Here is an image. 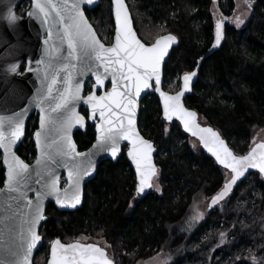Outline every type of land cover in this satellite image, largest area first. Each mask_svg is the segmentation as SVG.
Segmentation results:
<instances>
[{
    "label": "trees",
    "instance_id": "16d2710c",
    "mask_svg": "<svg viewBox=\"0 0 264 264\" xmlns=\"http://www.w3.org/2000/svg\"><path fill=\"white\" fill-rule=\"evenodd\" d=\"M134 28L145 44L173 34L178 41L163 69V90L180 89L181 77L198 67L184 104L198 112L201 121L219 130L236 155L252 147L257 131L264 129V0H250L251 15L244 27L230 23L235 0H125ZM215 7L221 16L215 20ZM86 15L100 33L112 40L111 0ZM222 25L218 47L216 25ZM30 121L17 153L30 163L35 157ZM138 127L156 148L159 192L139 198L135 174L126 158L127 146L113 162L105 160L84 187L83 203L73 212L46 208L41 224L43 242L35 262L44 264L50 242L70 243L78 236L104 240L115 264H136L159 252L171 255L169 264H264V179L250 172L236 182L222 205L187 233L182 225L192 205L219 194L226 171L203 150H194L178 123H166L151 92L141 101ZM80 151L94 140L91 129L77 132ZM0 152V187L4 169ZM221 233L225 241L220 243ZM255 261H252L251 259Z\"/></svg>",
    "mask_w": 264,
    "mask_h": 264
},
{
    "label": "snow or ice",
    "instance_id": "6c2138e0",
    "mask_svg": "<svg viewBox=\"0 0 264 264\" xmlns=\"http://www.w3.org/2000/svg\"><path fill=\"white\" fill-rule=\"evenodd\" d=\"M244 2L250 3V0H244ZM85 3L91 5L93 0H62L61 4L55 3L54 0H32L35 11L30 12L29 15L37 19L43 17L42 24L48 26V39L45 40V45L53 39V28L56 29L55 41L51 49H45L49 59L46 62L41 85L42 88H47V95L51 96L53 86L59 78V72H65V75L60 78L65 85L64 90L59 96V102L52 108L54 112L63 110L62 118L57 119L61 124V138L64 143L58 144L55 152L50 150L48 138L52 128L50 120L46 119L43 106L47 97L42 93L37 101L41 111L40 130L35 133L36 145L38 149H41V156L36 161L39 167L34 169L37 177L35 183L39 184L40 188L35 190L36 199L33 201L28 198L29 180L32 177L29 165L14 153H10L11 145L15 144L23 134L22 114L17 113L15 118H9L7 124H5V118L0 117V147L5 150L4 163L7 166L5 188L9 193H15L10 197L15 203L8 205V208L13 210V216L7 218L9 223L6 224L8 241H5L3 232H0V254H2L0 264H30V255L41 240L37 226L46 219L44 200L47 196H53L56 204L61 208H75L81 202L80 181L94 168L95 154L86 155L78 152L70 135L73 124L83 119L75 111V102L81 99V80L77 77H83L90 72L95 77L94 88H103L105 81L111 80L110 91L100 96L93 92L85 99L92 109L93 117L97 111L99 113L98 150L101 152L110 150L115 157L119 151L120 140L129 141L132 148L128 155L136 166L138 177L137 194L143 193L145 188L153 187L149 183L150 179L156 175V169L151 163L153 146L135 131L136 97L151 86L150 81L153 79L156 91L160 90L161 64L168 54L169 47L176 41V37L162 36L151 46H146L133 30L125 0H112L115 36L114 43L106 47L97 38V33L84 15L82 5ZM11 19L15 20V17L12 16ZM239 23L242 21L237 17V26ZM221 28L222 25L218 22L216 44H219L222 39ZM65 44L66 55L62 52ZM37 63H45V61L39 60ZM196 75L195 71L185 73L183 89L175 96L164 92H160V95L163 98L165 118L170 120L176 116L184 129L191 132L193 136H199L216 160L234 174L231 181L225 184L223 191L212 198L215 204L231 190V185L244 174L245 169L258 168L260 173L264 174V142L256 144L246 156H235L217 132L210 128H200L195 122L196 113L188 111L181 103V97L189 90V85ZM49 79L51 83L45 84ZM258 150H260L259 154ZM58 156L67 159L57 160ZM85 156L86 160L76 161V157ZM59 164L69 168L68 184L75 188L71 196L67 194V191L63 197L59 195V177L56 176L53 167ZM156 188L159 191L158 185ZM2 191L4 190L0 189V192ZM0 223L4 221L0 220ZM223 236L224 234L221 233V237ZM49 264H112V261L106 257L102 248L92 243L84 244L77 241L64 244L56 239L51 241Z\"/></svg>",
    "mask_w": 264,
    "mask_h": 264
},
{
    "label": "water",
    "instance_id": "95a60500",
    "mask_svg": "<svg viewBox=\"0 0 264 264\" xmlns=\"http://www.w3.org/2000/svg\"><path fill=\"white\" fill-rule=\"evenodd\" d=\"M17 1L18 0H0V42H7V41L14 42L16 39L13 37V35L16 34V32L18 31V29L20 27H22L28 33H29V31L31 32L32 41L35 42V44H36V53H35V56L33 55L31 57V59L29 60L27 68H26L25 72L22 75H18L17 74V70H18V66H19L18 63L14 66V69H13V65L11 66V69H13V72H12V75L7 77V81L6 82L7 83L11 82V86L12 87L9 89L8 93L5 92L6 95H1L0 94V117H4L5 118V124H7V121H8L9 118H15L17 113H21L22 114L23 134H22L20 139L15 144L11 145L10 153H14L21 160H23L24 163L29 165V169L32 172V177L29 180L30 190L28 191V198H30L33 201H35V199H36V191L35 190L39 189L40 185L35 183L37 177L35 175L34 169L39 167L36 164V161H37V158L39 156H41V149L37 148L36 136H35V133L40 130V115H41L40 108L37 106V101H38V98L41 96L42 93H43V95L45 97H47L44 100V105L43 106L45 108L46 119L50 120L51 128H52V131H51V133L49 135V138H48V144L50 145V150L55 152V149H56L57 145L64 143L63 139L61 138L62 137L61 124L59 123V121L57 119V118H62L61 117V113L63 112V110L61 109V110H57V111L54 112V111H52V108H54L55 104L59 102V96L64 90L65 85L61 82L60 78H62L65 75V72L64 71H60L59 72V78L57 80L56 85L53 86L52 94H51V96H48L47 95V88L46 87L42 88L41 79L44 77V69H45V66H46V62L49 59V56L46 54L45 49L46 48H48L49 50L51 49V46L53 45V43L55 41L56 29L53 28V39L49 41L48 45H45V40L48 39V26L42 24L43 17H41L40 19H37L35 16H30L29 15L30 12L35 11L34 5L32 4L30 9H29V11H28V13H27V18L24 19V20H20L18 22V20L16 19V17L14 16V13H13V10H14V7H15V4L17 3ZM54 2L57 3V4H61L62 0H54ZM99 3H100V0H93V4H91V5L85 3V4L82 5V10L84 12V8L93 9ZM125 5L128 8V5H127L126 1H125ZM111 14H112V21H113V24H114V32H113V37H112V42H111V44H112V43H114V36H115V15H114V6L112 4V0H111ZM53 15H55V14L53 13ZM84 15H85V12H84ZM129 15H130V18H131L133 30L137 34V32H136V30L134 28V24H133V20H132L130 11H129ZM12 16L15 17V21H11V23H8L10 17H12ZM85 17H86V15H85ZM86 19H87V17H86ZM87 21H88V19H87ZM89 24H90V22H89ZM45 34L47 36H46V38L43 39ZM166 35H173V34H165V35H162V36H166ZM162 36H159L156 39H158V38H160ZM137 37L139 38L138 34H137ZM97 38H98V36H97ZM156 39L153 41V43H155ZM141 42L144 43L142 40H141ZM153 43H151V44H153ZM151 44H146V46H151ZM177 44H178V41H177V38H176V41L173 44H171V46L169 47V50H168V54L165 56L164 60L162 61V64H161V85H160V90L156 91V89H155V80L153 79L152 81H150V85L151 86L148 89H145L144 91H142L139 97H136L135 131L139 134V136L141 138H143L144 140L149 141L148 139H146L142 135V133L139 130L138 118H139L140 104H141L142 99L147 94L153 92L156 95V97L158 98V101H159V104H160V108H161V112H162L163 120L166 123H172L173 121H176L178 123L181 131L185 135H187L189 138H193V139L197 140L200 149L203 150L208 156H210L213 159V161L216 163V165H218L224 171L231 173V178H232V176L234 174L231 172V170L224 168V166L222 164H220L216 160V157L211 152L208 151V148H206L204 146V143L200 140L199 136H193L191 134V132L186 131L184 129L183 124L181 123V121L176 116H173L170 120L166 119L165 116H164V103H163V98L160 95V92H164V93H166L167 95H170V96H175L178 92H180L183 89V76L181 77V86H180V89L178 91H176L174 93H169L167 91H164L163 87H162L163 86V69H164V65H165V63H166V61H167L172 49L175 46H177ZM110 45H105V46L107 47V46H110ZM214 47H218L216 42L214 43ZM62 52H63L64 55L67 54V46H66V44L64 45V47L62 49ZM53 55H57V54L53 53ZM39 60H44L45 63L38 64L37 61H39ZM197 70H198V67H196V69L194 71L197 73ZM89 78H92L94 80V84H95V77L90 72L87 73L83 77H77V79L81 80V99L79 101L75 102V111L83 119H82L81 122L73 124V126L71 128L70 135H71L72 142L76 145V150L78 152L84 153L86 155L90 154V153H94L95 154L94 157H93L94 168L92 170H90V174L89 175L84 176L82 178V180L80 181V194H81V202H80V204H78L75 208H69V207L61 208L59 205L56 204L55 198L53 196H47L45 198V200H44V214L46 213V208H47V206L49 204H53L55 206V208L57 210L61 211V212H73V211L77 210L78 208H80L82 203H83L84 187H85L87 182H89L91 179L94 178L99 164L101 162L105 161V160H110V161L115 162L119 158V156L121 155L124 146H127L126 153H125L126 154V158H127L128 162H129V164H130V166H131V168H132V170H133V172L135 174V181H136L135 191H136V188H137L138 177H137V173H136V166L133 163L131 157L128 155L129 150L132 148V145H131V143L129 141L123 140V139L120 140V142H119V151L117 152L115 157L112 156L110 150L109 151H103V152L98 150L99 146L97 144V136H98L99 133L97 132V124L100 123L99 113L97 111V113L93 117L92 109H91L90 105H88L85 102V99H86V97L88 95L83 97L85 83L87 82V80ZM195 79H196V76L193 77L192 82L189 85V90L187 92H185L184 95L181 97V103L183 104L185 109H187L188 111L196 113L195 122L200 128H210L214 132H217L219 134L220 138L225 141V144L229 148V150L235 156H239V155H236L234 153V151L230 148V146L227 144L226 140L222 137V135L220 134L218 129H216L215 127L211 126L208 123L202 122L198 112L196 110H194V109H190V108L186 107V105L184 104V99L186 98V96H188L190 94L192 86H193V84L195 82ZM48 83H51L50 79L45 82V84H48ZM107 85H109V89L108 90L105 89ZM110 90H111V80L108 79V80L105 81V87H103V88H94L93 87V91L91 93L94 92L95 95H97V92L100 91V94L97 95V96H100V95H104L106 91H110ZM14 101H16V102H14ZM81 106H84L88 110L89 120H91V121H94L95 119L97 120V121L95 120L96 123H95V126H94L95 139H94L93 143L86 150H83V151H80L78 149V146H77V144H76V142L74 141V138H73V134H74V132L76 130L85 129L86 118L81 113H79V109H80ZM34 108H37V111L39 112L38 128L34 131V134H33L35 158H34V160L31 163H28L24 159H22V157H20L17 154L16 150H17V148L19 147V145L21 144V142H22V140L24 138V135H25V124H26V121H27L30 113L33 111ZM65 115H68V114L65 113ZM125 123H126V121H125ZM205 135H207V134H205ZM150 143L152 144V142H150ZM209 143H211V138H209ZM259 143H261V142H259ZM259 143H256V144H259ZM256 144L252 145L250 150L243 156H246L252 150V148H254L256 146ZM94 146H96V147H94ZM152 146H153V151L151 152V163L154 166V168L156 169V175H157V170L158 169H157V166L155 164L156 148L154 147L153 144H152ZM42 147H43V145H42ZM259 151L260 150H258V154H259ZM0 152H1V155H2L1 163H2V167L4 169V181H3V185L0 187V189L4 190V191L0 192V220L4 221V223H0V232H3L5 241H8V232H7L6 224L9 223V220L7 218L13 216V210L9 209L8 205L15 203L14 201H12L10 199V197L14 196L15 193H9L7 191V189L5 188V180L7 178V166L4 163V160H5V150H4V148L0 147ZM9 159H11V156H9ZM66 159L67 158H64V157H59V156L57 157V160H66ZM80 160H86V156L85 157H76V161H80ZM70 163L71 162H69V164ZM53 167L55 168L56 176L59 177V186H60L59 195L61 197H63L65 195V191H67V194L69 196H71L75 192V188L70 187L69 184H68V171H69V168L66 167L64 164L54 165ZM251 171L252 172H258L261 175V177L264 179V174L260 173L258 168H247V169L244 170V174L242 176H240L236 180V182H238L242 178L246 177ZM156 175L153 176L150 179V181H149V183H151L152 185H153V181H154ZM231 178L229 179V181H231ZM63 182H64V184H63ZM228 182H226V183H228ZM225 184H224V186H225ZM234 184L231 185V188L234 186ZM224 186H223V189H224ZM223 189L220 192H222ZM151 191H152V187L151 188H145V191L143 193L138 195L137 192H136V195L139 198H141V197L147 195ZM229 193H230V191H228L226 195H228ZM215 196H217V194ZM215 204H213L212 199H211L210 202H209V209L214 207V206H216ZM45 220L41 221L40 224L37 226V232H38L39 235H40L39 231H40L41 224L43 222H45ZM16 223L18 224V221ZM41 245H42V236H41V240L37 243V246L33 249L32 253L30 255V264H34L33 263V258H34L37 250L40 248ZM105 253H106V251H105ZM106 257L112 261V264H115V262L110 257H108L107 253H106ZM0 258H2V254H0ZM50 260H51V248H50V251H49V256H48V259L46 261V264H49Z\"/></svg>",
    "mask_w": 264,
    "mask_h": 264
},
{
    "label": "flooded vegetation",
    "instance_id": "af4514ba",
    "mask_svg": "<svg viewBox=\"0 0 264 264\" xmlns=\"http://www.w3.org/2000/svg\"><path fill=\"white\" fill-rule=\"evenodd\" d=\"M31 5H32V0H18L17 1V3L15 4L13 13H14V16L16 17V19L18 20V22L20 20H24L27 18V13H28ZM86 10L91 11L92 9L84 8L85 15H86ZM86 17H87L88 21L90 22V24L92 25V27L94 28V31L97 33L98 38L100 39L99 31L92 24L91 20L88 18V15H86ZM11 21H15V20H12L10 17L9 22L8 21L7 22L11 23ZM46 36L47 35L45 34L43 39L46 38ZM13 37L16 39L14 42H10V41L0 42V94L1 95H6V93L9 92V89L12 87L11 82L7 83L6 81H7V77L12 75L14 66L18 63L19 66H18L17 74L22 75L27 68L29 60L31 59V57L33 55L35 56V53H36V44H35V42L32 41V34L30 31L28 33L26 30H24L22 27H20L18 29V31L16 32V34L13 35ZM111 42H112V40L109 41L108 43H105V42H103V43L105 45H110ZM12 65H13V69H11ZM93 85H94V80L92 78H89L87 80V82L85 83L83 97L89 95L93 91ZM105 89L108 90L109 85H107ZM99 94H100V91L97 92V95H99ZM14 102H16V101H14ZM79 113H81L86 118L85 129H83V130L79 129V130H76L74 132V134H73L74 141L76 140L75 136H76L77 132L84 133L87 131V129H91L93 131L94 139H95L94 126H95V123L97 120L96 119H95L96 121L95 120L94 121L89 120L88 110L84 106L80 107ZM31 120H33L32 122L34 123V125L32 126V132H31V140L33 142V134H34V131L38 128V120H39V112L37 111V108L33 109V111L30 113V115L26 121L24 138L26 136L27 127L29 126V123ZM93 141L91 142V144L93 143ZM33 144H34V142H33ZM16 152H17V150H16ZM1 158H2V156H1ZM42 242H43V239H42ZM73 242H77V240L75 239L74 241H72L70 243H73ZM81 243H83V242H81ZM66 244H68V243H66ZM84 244H88V243H84ZM92 244L102 248L98 244H95V243H92ZM50 248H51V242L49 245V251H50ZM49 251H48L47 259L49 256ZM107 255H108V253H107ZM108 257H110V256L108 255ZM47 259H46V261H47ZM33 263L34 264H40L37 261L35 262V256L33 258ZM44 264H46V262Z\"/></svg>",
    "mask_w": 264,
    "mask_h": 264
},
{
    "label": "rangeland",
    "instance_id": "374dc122",
    "mask_svg": "<svg viewBox=\"0 0 264 264\" xmlns=\"http://www.w3.org/2000/svg\"><path fill=\"white\" fill-rule=\"evenodd\" d=\"M212 14L215 20L219 21V18L221 16L218 14L217 10H215V7H212ZM250 15H251L250 3H245L244 0H235V9L233 11L232 16L230 17V23L237 28L244 27L247 24L248 19L250 18ZM237 17H239L240 21H242V23H239V26H237ZM202 122L204 121L202 120ZM262 130L264 129H261L256 132L252 140V145L259 143V142L261 143L264 142V131ZM189 143L192 149L194 150L200 149L199 144L195 139L190 138ZM230 178H231V173L226 172V181L228 182ZM157 185H158V182H157V177H156L153 181L152 191L154 192L160 191V188H159V191H157V188H156ZM213 197L200 199L192 205L191 213L182 225L183 231L187 233L192 232L195 229V227L204 218H206L209 212V202ZM226 198H227V195H225L224 198L219 200L215 205H218V206L222 205L223 202L226 200ZM221 239H223V242L225 241V238L221 237L220 243H221ZM76 240L79 242H83V243H95V244L100 245L108 253V255L113 259L111 248L104 240L94 239L91 237L81 236V235L78 236ZM251 260L255 261L253 258ZM171 261H172V257L170 254L165 253V252H159L155 256L147 260L138 261L136 264H169Z\"/></svg>",
    "mask_w": 264,
    "mask_h": 264
}]
</instances>
